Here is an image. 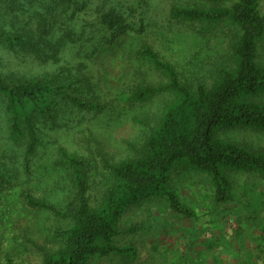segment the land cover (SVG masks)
Listing matches in <instances>:
<instances>
[{"label":"trees","instance_id":"16d2710c","mask_svg":"<svg viewBox=\"0 0 264 264\" xmlns=\"http://www.w3.org/2000/svg\"><path fill=\"white\" fill-rule=\"evenodd\" d=\"M137 1L0 0V18H7L8 26L0 32V47L16 58L46 63L74 46L70 37L75 30L79 38L94 34L89 37L93 41L89 54L94 56L102 42L111 44L109 47L116 44L111 34L140 30L146 8ZM203 1L208 7L173 8L172 19L203 28L233 27L238 35L232 39L230 54L209 82L194 83L151 46L139 51L138 57L166 81L159 86L137 85L131 102L143 104L163 95L170 100L144 143L134 149L133 158L106 163L109 184L100 197L91 196L95 180L88 161L64 149L57 162L70 172V196L64 208L35 198L24 185L19 187L29 209L71 224L55 232L62 242L56 251L36 247L43 256L42 264H96L110 258L132 264L136 249L118 244L122 236L138 232L136 227L120 228L130 209L164 198L177 216L196 217L172 190L175 172L207 177L216 207L233 202L234 175L256 177L264 184V151L220 137V133L239 130L264 135V65L258 60L264 43V13L259 0H236L230 6H220L221 0ZM101 30L108 35L95 36ZM84 66L77 72L62 67L54 74L34 78L0 73V116L9 143L22 149L23 157L22 171L10 169L11 163L2 154L5 145L0 146V193L18 184L23 174L30 180L34 177L33 162L39 150L48 146V134L62 129L71 112L102 110L84 99L90 84ZM260 243L263 245V234Z\"/></svg>","mask_w":264,"mask_h":264},{"label":"rangeland","instance_id":"374dc122","mask_svg":"<svg viewBox=\"0 0 264 264\" xmlns=\"http://www.w3.org/2000/svg\"><path fill=\"white\" fill-rule=\"evenodd\" d=\"M138 2L146 8L140 30L130 29L116 36L111 34L116 44L109 47L111 44L102 42L103 47L94 56L89 54L93 46L89 37L93 38L94 34L79 38L75 30H71L70 39L74 46V41L80 39L78 47L75 49L71 45L62 54L57 53L59 59H49L46 63L16 58L0 47V73L16 77H43L62 67L77 72L85 65L90 84L84 99L103 107L96 112H71L62 129L48 134V146L39 150L33 162L34 177L30 180L23 174L18 184L0 193V264H42L43 256L37 246L56 251L62 245L55 232L69 227L70 222L29 209L19 194V187L24 185L35 198L64 208V202L70 196V172L57 163L61 149L88 161L95 180L91 192L95 199L109 184L106 163L133 158L134 149L141 147L160 120L170 100L168 95L143 104H134L130 100L137 85L159 86L166 81L138 57L145 45L151 46L164 61L173 64L194 83L209 82L230 54L232 39L238 35L233 27L203 28L172 19L173 8L208 7L203 0ZM234 2L236 0H221L219 5L230 6ZM259 2L264 13V0ZM6 19L0 18V32L8 28ZM93 19L96 18L87 20ZM104 35H108L105 30L95 34L97 37ZM82 49L87 55L81 53ZM58 60L59 64L56 63ZM258 60L264 65V43L260 45ZM261 102L264 103V98ZM220 137L264 151V135L253 131L223 132ZM1 145H5L6 153L2 154L11 163L9 168L21 169L22 149L9 143L2 115ZM232 181L233 202L216 207L207 177L175 172L172 190L196 217L188 220L177 216L164 198L143 202L122 218V230L136 227L138 232L122 236L119 246L132 245L136 249L137 259L132 264H263V256H258L263 254L258 232L263 234L264 184L258 178L246 175H234ZM244 243L246 251L240 246ZM233 244L241 250L232 253ZM259 258L261 263L255 262ZM122 263L110 258L96 264Z\"/></svg>","mask_w":264,"mask_h":264},{"label":"crops","instance_id":"0c3cea01","mask_svg":"<svg viewBox=\"0 0 264 264\" xmlns=\"http://www.w3.org/2000/svg\"><path fill=\"white\" fill-rule=\"evenodd\" d=\"M261 234H262V233L258 232V237H261V236H260ZM256 237H257V236H256ZM258 243L261 244L260 241H258ZM240 246L242 247V249L244 248V250H245L246 247H247L246 243H244L243 245L240 244ZM232 247H233L232 253H236L237 251L239 252V251L241 250L239 247H237V244H233ZM242 251H243V250H242ZM245 251H246V250H245ZM258 256H263V264H264V225H263V254H260V255H258ZM261 261H262V259H260V258H259V261H256V259H255V262H259V263H261Z\"/></svg>","mask_w":264,"mask_h":264}]
</instances>
